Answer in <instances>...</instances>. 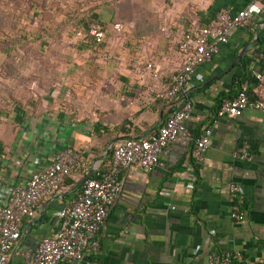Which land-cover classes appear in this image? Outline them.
<instances>
[{
  "label": "crops",
  "instance_id": "0c3cea01",
  "mask_svg": "<svg viewBox=\"0 0 264 264\" xmlns=\"http://www.w3.org/2000/svg\"><path fill=\"white\" fill-rule=\"evenodd\" d=\"M249 2L159 0L144 16L142 39L132 35V48L115 71L111 65L94 66L92 85L81 86L75 95L72 88L64 89L61 100L54 90L52 99L26 107L21 125L13 122L14 112L2 116L0 194L8 185L24 184L65 148L79 154L71 176L77 179L95 160L97 166L107 163V150L115 143L155 133L172 108L154 102L151 80L134 70L133 60L153 61L162 76L171 75L183 62L178 42L186 30ZM257 73L264 75V10L247 27L232 31L218 53L196 69L186 121L190 135L179 133L162 150L154 170L133 165L121 173L122 189L99 230L98 246L88 248L83 260L61 264H208L213 250L240 252L236 264H264V112L216 116L222 102L240 92L255 97ZM109 74L110 82L104 83ZM207 127L212 130L209 145L196 162L192 136ZM243 149L251 153L250 161L234 155ZM232 184L239 195L230 192ZM72 187L63 184L36 206L34 216L22 219L12 264H32L39 241L58 229L60 209L75 196ZM232 212L242 213L243 219L233 218Z\"/></svg>",
  "mask_w": 264,
  "mask_h": 264
},
{
  "label": "built area",
  "instance_id": "2783aa9c",
  "mask_svg": "<svg viewBox=\"0 0 264 264\" xmlns=\"http://www.w3.org/2000/svg\"><path fill=\"white\" fill-rule=\"evenodd\" d=\"M263 10L264 0H250L235 13L221 10L213 22L186 30L178 42L183 62L171 75L162 76L153 61L133 60L134 70L151 80V98L165 100L172 107V112L151 136L128 138L113 145L110 170L98 171L96 177H88L82 183L81 191L60 209L58 229L39 241L32 264L78 262L83 260L88 248L98 246L99 230L122 189L118 176L133 165L148 172L154 170L162 150L174 142L179 133L190 135L186 121L191 116L189 90L194 87L196 69L218 53L232 31L250 25L253 17ZM256 78L259 87L254 98L240 92L233 99L222 102L216 116L233 118L246 109L264 112V75L257 73ZM211 134V128L207 127L198 136H192L191 155L196 162L203 160ZM78 155L74 149L65 148L55 153L52 160L33 173L24 184H11L3 188L0 194L4 200L0 205V264H12V250L20 237L22 219L34 216L36 206L46 196L62 188L64 179L74 170ZM234 155L248 161L252 159L246 149ZM229 190L232 195H239L236 185L232 184ZM231 216L237 220L244 217L240 212H232ZM240 259L241 253L238 251L213 250L208 264H236Z\"/></svg>",
  "mask_w": 264,
  "mask_h": 264
},
{
  "label": "rangeland",
  "instance_id": "374dc122",
  "mask_svg": "<svg viewBox=\"0 0 264 264\" xmlns=\"http://www.w3.org/2000/svg\"><path fill=\"white\" fill-rule=\"evenodd\" d=\"M154 3L159 0H0V110L11 114L15 101L31 109L54 90L59 100L64 89L75 95L94 83V66L115 71L132 35L142 39ZM92 11L99 17L89 16ZM87 27L98 43L87 38Z\"/></svg>",
  "mask_w": 264,
  "mask_h": 264
},
{
  "label": "trees",
  "instance_id": "16d2710c",
  "mask_svg": "<svg viewBox=\"0 0 264 264\" xmlns=\"http://www.w3.org/2000/svg\"><path fill=\"white\" fill-rule=\"evenodd\" d=\"M89 16L96 17V18L99 17L98 14L97 13H93V11L90 13ZM87 38L92 39L91 41L94 44H96V43H98L100 41L99 35L96 32H94V31L92 32V30L90 28H88V27H87ZM153 100H154V102H159V103L162 102V101L166 102L165 100H162V99H153ZM12 112L15 113V117H14L13 122L16 123L17 125H21V124H23L26 121V119H27L26 106L24 104H22L21 102H18V101L14 102ZM2 116H8V112L0 110V121H1V117ZM162 122H164V121H162ZM4 149H5L4 143L0 139V162H1V159L5 156ZM112 150H113V146H112V148L110 150V156L108 157L109 161L107 163H105V164L100 163V165L98 166L97 170L92 174V177H96V173L98 171H108V170H110L111 167L109 166V163L111 161ZM76 168L77 167L74 166V169H76ZM86 172H87V170L83 169L80 172V174L78 175L77 179L71 178L72 174L68 175L64 179V185L69 186V187L74 186L86 174ZM82 186H83V184L79 185L73 192L75 194L78 193L79 191H81Z\"/></svg>",
  "mask_w": 264,
  "mask_h": 264
},
{
  "label": "water",
  "instance_id": "95a60500",
  "mask_svg": "<svg viewBox=\"0 0 264 264\" xmlns=\"http://www.w3.org/2000/svg\"><path fill=\"white\" fill-rule=\"evenodd\" d=\"M241 55H239V57H240ZM238 57V58H239ZM238 58L234 61V62H232L231 64H230V66L228 67V69L229 68H231L235 63H236V61H238ZM161 122V121H160ZM110 148H111V146L108 148V150H107V155L110 153ZM99 164V159H97V160H95L94 162H93V164H92V166H91V168L89 169V171L72 187V190H74V189H76L79 185H81L88 177H90L92 174H93V172H94V170H95V168H96V166Z\"/></svg>",
  "mask_w": 264,
  "mask_h": 264
}]
</instances>
